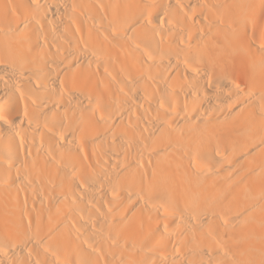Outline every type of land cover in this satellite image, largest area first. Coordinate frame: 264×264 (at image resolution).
Returning a JSON list of instances; mask_svg holds the SVG:
<instances>
[{"label": "bare ground", "instance_id": "6f19581e", "mask_svg": "<svg viewBox=\"0 0 264 264\" xmlns=\"http://www.w3.org/2000/svg\"><path fill=\"white\" fill-rule=\"evenodd\" d=\"M0 264H264V0H0Z\"/></svg>", "mask_w": 264, "mask_h": 264}]
</instances>
